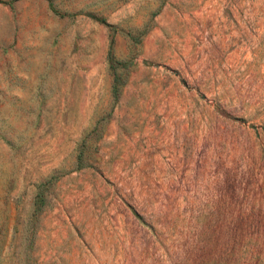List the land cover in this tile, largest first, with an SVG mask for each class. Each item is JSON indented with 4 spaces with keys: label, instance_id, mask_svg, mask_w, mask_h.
I'll return each instance as SVG.
<instances>
[{
    "label": "rangeland",
    "instance_id": "rangeland-1",
    "mask_svg": "<svg viewBox=\"0 0 264 264\" xmlns=\"http://www.w3.org/2000/svg\"><path fill=\"white\" fill-rule=\"evenodd\" d=\"M0 264H264V0H0Z\"/></svg>",
    "mask_w": 264,
    "mask_h": 264
},
{
    "label": "trees",
    "instance_id": "trees-1",
    "mask_svg": "<svg viewBox=\"0 0 264 264\" xmlns=\"http://www.w3.org/2000/svg\"><path fill=\"white\" fill-rule=\"evenodd\" d=\"M108 58H109L110 61H114V57H113V55L111 53V50L108 53Z\"/></svg>",
    "mask_w": 264,
    "mask_h": 264
}]
</instances>
